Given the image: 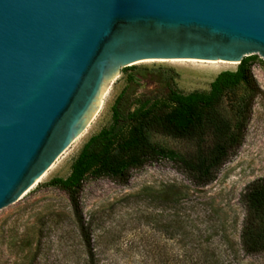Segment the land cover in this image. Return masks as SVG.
Masks as SVG:
<instances>
[{
    "label": "rangeland",
    "instance_id": "rangeland-1",
    "mask_svg": "<svg viewBox=\"0 0 264 264\" xmlns=\"http://www.w3.org/2000/svg\"><path fill=\"white\" fill-rule=\"evenodd\" d=\"M255 57L250 72L257 93L242 144L213 182L194 186L166 158L131 172L125 185L86 176L79 205L92 248L90 263L66 194L49 182L67 178L84 144L111 125L112 107L121 94L133 109L141 97L170 91L208 93L218 74L235 72L238 65L143 61L121 69L105 86L98 111L81 137L20 201L0 210V264H197L205 253L213 254L216 264H264V253L248 256L240 244L243 195L251 185L264 182V61ZM251 94L243 83L222 91L212 107L221 131L228 134L235 128ZM221 139L215 129L200 139L156 132L148 136L156 149L186 158L209 153ZM167 194L170 203L163 200Z\"/></svg>",
    "mask_w": 264,
    "mask_h": 264
},
{
    "label": "water",
    "instance_id": "water-1",
    "mask_svg": "<svg viewBox=\"0 0 264 264\" xmlns=\"http://www.w3.org/2000/svg\"><path fill=\"white\" fill-rule=\"evenodd\" d=\"M264 61V0H0V210L85 132L143 61Z\"/></svg>",
    "mask_w": 264,
    "mask_h": 264
},
{
    "label": "trees",
    "instance_id": "trees-1",
    "mask_svg": "<svg viewBox=\"0 0 264 264\" xmlns=\"http://www.w3.org/2000/svg\"><path fill=\"white\" fill-rule=\"evenodd\" d=\"M255 56L243 58L235 72H222L210 84L208 93L193 92L188 95L170 91L161 97H141L134 100V108L126 106L123 94L118 96L112 107V123L89 138L79 152L65 179H53L49 186L64 192L69 201L73 217L87 249L89 262L93 261L92 248L80 214L79 195L87 175L107 178L125 185L133 171L148 164L168 159L178 164L187 178L196 187H205L215 180L221 166L241 146L248 122L251 101L257 87L251 75V63ZM240 83L252 91L247 104L240 112V119L228 134L216 126L212 107L218 103L224 89ZM126 107L125 109L123 107ZM220 132L221 139L209 152L182 157L174 152L156 149L148 140L149 133L166 134L179 139H200L208 131ZM170 203L167 194L163 199ZM245 220L240 234L243 252L248 255L264 253V182L251 185L243 195ZM203 255V254H202ZM213 254L205 253L197 264H216Z\"/></svg>",
    "mask_w": 264,
    "mask_h": 264
},
{
    "label": "bare ground",
    "instance_id": "bare-ground-1",
    "mask_svg": "<svg viewBox=\"0 0 264 264\" xmlns=\"http://www.w3.org/2000/svg\"><path fill=\"white\" fill-rule=\"evenodd\" d=\"M211 63H213V62H211ZM216 63H222V64H223V62H216ZM228 64H230V65H231L232 63H228Z\"/></svg>",
    "mask_w": 264,
    "mask_h": 264
}]
</instances>
